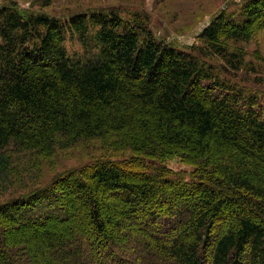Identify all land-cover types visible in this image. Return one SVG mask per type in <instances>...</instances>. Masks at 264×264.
<instances>
[{
	"label": "trees",
	"instance_id": "1",
	"mask_svg": "<svg viewBox=\"0 0 264 264\" xmlns=\"http://www.w3.org/2000/svg\"><path fill=\"white\" fill-rule=\"evenodd\" d=\"M38 1L46 7L54 0ZM241 9V22L226 7L200 34L238 70L244 58L219 44L224 36L246 42L264 29V0H245ZM75 41L80 51L73 49ZM227 84L193 54L159 41L139 16L125 22L115 13L90 11L74 13L63 21L43 12L24 13L13 3L0 5V181H24L20 166L15 165L20 159L31 161L87 140L111 145L120 136L144 149L152 134L158 141L147 146V150L152 148L149 152L157 149L159 153L164 142L190 155L188 142L196 141L203 157V152L212 149L213 156H219L216 164L211 159V164L198 161L211 171L212 184L224 189L205 185L206 209L189 215L187 221L177 212L161 222L156 232L173 230V235L151 233L159 249L157 257L173 258L161 264H264V105L257 97H238L232 92L238 88ZM133 128L142 140H128ZM232 152L231 165L224 166L221 154ZM122 165L100 162L92 168L91 179L114 189L124 187L134 203V193L139 201L157 197L156 179L147 175L141 186L123 182ZM92 184L93 180L77 185L86 194ZM20 198L18 203L0 205V221L13 219L19 227L25 225L24 217L15 218L13 210L41 200L46 209L26 219L41 221L62 213L63 204L52 188L32 190ZM90 201L97 227L94 233H108L98 201ZM221 206L237 209L234 227L215 228ZM155 215L142 222L143 239L138 233V238H128L140 250V254L131 251L137 261L109 243L104 244L110 249L108 264H154L149 229ZM74 234L49 236L41 247L21 241L24 245L14 250L0 233V264H36L39 252L45 264H94L93 257L103 264L86 241L90 237L80 231ZM33 238L37 243L38 237ZM49 246L47 257L44 249Z\"/></svg>",
	"mask_w": 264,
	"mask_h": 264
},
{
	"label": "rangeland",
	"instance_id": "2",
	"mask_svg": "<svg viewBox=\"0 0 264 264\" xmlns=\"http://www.w3.org/2000/svg\"><path fill=\"white\" fill-rule=\"evenodd\" d=\"M244 1L54 0L51 5L42 7L38 0H0V5L13 3L24 13L43 12L53 17H59L63 21L69 19L70 15L74 13L90 11L115 13L125 22H131L139 16L146 25L148 32H152L159 41L193 54L200 63L211 67L216 75L234 88L241 90H232L238 97L244 96V99L248 96L257 97L264 105V29L254 32L246 42L235 38H229L228 40L225 36L223 37L219 46H225L230 51H236L240 57L244 58V65L239 70L233 67L225 56L216 52L212 44L206 43L200 37L206 26L226 7L228 14H233L235 19L241 22L244 19V16L240 14ZM73 45L74 50H81L78 41H75ZM128 134L126 135L130 137L128 139L130 141L137 140V138L142 140L139 132L135 131L134 128ZM150 135V137L148 136L150 144L146 145L144 149L135 148L131 146V142L124 140V137L117 136L119 138H115L113 145H107L100 139L91 142L87 140L75 147L58 148L53 154L32 157L31 161L29 159L18 160L15 165L20 166L24 174L22 178L24 181L21 179L7 181V183L0 181V205L18 203L21 200L20 197L25 196L26 193H30L32 190L52 188L58 202L61 201L63 204L60 205L62 206V213H57L56 216L50 217V219L44 217L41 221L31 218V220L26 219L25 217L31 216V213L37 212L40 208L46 209L44 203H42L43 200L31 207L26 208L24 206L21 210L15 209L13 210L14 217L18 218L20 216L19 218H22L23 216L24 220L22 222L28 226L22 225L19 227V221L13 219H4L5 222L1 220L0 233L4 241L6 238L14 250L17 246L24 245L21 241L27 242L29 247L31 245L41 247L42 243L49 240V236L73 237L76 234H74L75 231H80L90 237L86 241L99 254L103 264H108L107 261L110 259V249H106L107 245H104L109 243H112L114 248L123 255L127 254V256L132 259L135 258L134 260L137 261L134 253L140 254V250L133 244L131 245L128 238L139 237L143 239V232L146 231H143L141 227L142 222H146L147 217L155 213L156 215L153 216L152 221L153 227L151 226L152 229L151 227L149 229L152 241L151 256L154 264H161L167 258L168 262H173L171 257H157L159 249L155 247L153 234L162 237L173 235V230L167 233L156 231L161 227V222L164 219L171 218L173 214L175 216L177 212H182L185 216L184 220L187 221L189 215L195 216L199 213L198 211L206 209L208 207L206 199L209 193L205 189V185L212 186L210 187L212 189H224L221 186L212 184L210 181L212 179L211 171H205L204 169L205 164L209 162L211 164L210 159L216 164L219 163L220 158L219 156H213L214 154L211 152L213 149L207 150L209 152H203L206 153L204 155L206 157H203L199 151L200 146L196 141L188 142L191 153L195 154L194 156H192L193 153L190 155L185 151L172 148L175 147L171 145L173 143L164 142L159 153L156 151L157 149L149 152L152 148L150 150H147V148L154 145L153 141H158V138H152V134ZM231 155H233V152L230 155L227 153L221 154L220 157L224 166L231 165L229 162ZM198 160L205 164L202 166V163ZM100 162L122 163L123 165L120 168L123 169V182L135 186L144 184L145 176L151 175L147 177L156 179L153 186L155 185V190L158 191L157 197L153 198L152 201L149 200L150 202L148 200L139 201L136 199L139 195L134 193V196H136V203H134L129 199L133 196L124 187L121 186L126 191L104 186L101 182L97 184L94 179H91V175L93 176L92 168ZM203 171L206 173H202ZM27 172L29 176H27ZM92 180V188L86 194L78 189V182L89 184ZM220 180H224V178H220ZM227 194L230 196L229 193ZM26 198L29 199L28 203H30L31 197L28 195ZM91 198L98 201L102 222L108 229L106 234L94 233L97 227L94 226L95 222L90 214L89 203ZM33 199L35 201V198ZM34 206L35 209H33ZM55 208L58 211V208ZM220 209L222 214H220V217L215 218V228L225 230V228L234 227L237 216L235 206ZM126 218L127 220H124ZM45 232L51 234L47 235ZM137 233L139 234L138 237ZM182 233L178 235L180 236ZM95 235L96 237H94ZM33 236L38 237V244L34 241ZM49 248L50 246L44 249L45 256L50 251ZM111 252L114 253L115 251L111 250ZM37 254V257L34 258L36 264H45L42 259L43 256L40 255L41 252ZM93 259L96 261L94 264H100L94 257ZM122 261H124V258ZM112 262L119 263L115 259Z\"/></svg>",
	"mask_w": 264,
	"mask_h": 264
}]
</instances>
